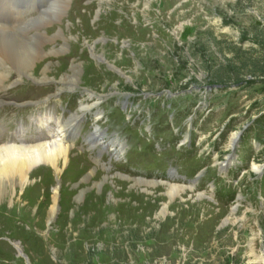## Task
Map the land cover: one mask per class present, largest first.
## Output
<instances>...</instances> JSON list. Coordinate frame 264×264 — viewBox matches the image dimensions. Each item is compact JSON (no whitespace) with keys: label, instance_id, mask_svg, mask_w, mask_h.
<instances>
[{"label":"rangeland","instance_id":"374dc122","mask_svg":"<svg viewBox=\"0 0 264 264\" xmlns=\"http://www.w3.org/2000/svg\"><path fill=\"white\" fill-rule=\"evenodd\" d=\"M51 2L2 10L0 26L28 30L17 38L43 35L67 52L33 65L36 77L50 68L48 82L10 73L0 126L26 114L44 123L45 107L69 118L90 93L103 97L100 114L83 115L59 177L44 157L16 158L24 169L0 190V264H260L264 170L252 166L264 163V0ZM46 4L38 27L31 20ZM72 66L77 89L49 98ZM93 127L103 146L85 142ZM156 180L168 183L144 184ZM167 184L183 190L171 197ZM8 209L24 210L27 220L14 223L29 226L2 230Z\"/></svg>","mask_w":264,"mask_h":264},{"label":"bare ground","instance_id":"6f19581e","mask_svg":"<svg viewBox=\"0 0 264 264\" xmlns=\"http://www.w3.org/2000/svg\"><path fill=\"white\" fill-rule=\"evenodd\" d=\"M55 1L56 0H53V2H55ZM57 1L59 2V0H57ZM67 1H69V0H67ZM53 2L50 3V6L53 4ZM48 8H49V6H48ZM44 12H46V11L41 12L40 17H38V19H36V20H31V22L36 23L38 27L44 26L45 25L44 22H46L45 20H43V19H45V18H43V16L46 15V13H44ZM98 12H100V11H98ZM0 13H1V5H0ZM1 15H2V13H1ZM22 31L24 33L28 32L27 29L25 30V27H21V26H7V27L0 26V90H5V89H7V87H9V85L10 86L13 85L12 82H11V84H6L7 81H9V82L11 81V77L13 75H11L10 73L13 70L18 73V76L16 77L17 83L22 82V80H24V78L32 80L34 82H48L49 76H47V75L51 71L50 68L49 67H44L42 69L40 68L39 76L36 77L34 74V70L36 68L33 67V65L35 64V62L42 61L47 56H58L60 54L67 52V47L64 44H63V47H61V49H59V47L57 48L52 44V38H48V37L43 36V35H40V36L39 35H36V36L35 35L34 36H27L26 35L25 40H21V39L17 38V34H19V33L22 34ZM39 41L45 42V44L48 45V47H46V48H49V49H47V51H43V47L39 45ZM87 47H88L89 51L91 52L92 57H96V58H98V60L103 59L102 57L95 56L93 45L90 46L88 44ZM79 76H80V71H79V69H77V66H72L70 68L69 72L63 74L60 77V79L57 81V83H55L58 87V90H59L57 93L62 92V91L76 90L77 89L76 87H78L79 81H80ZM85 96L90 101H92V103L90 104V106H87V107L80 106L79 111L76 114L72 115V117H70L68 119L64 118V120H61L59 122V135H58L59 139H58V142H50L51 144L48 142H44L42 144H36V145H31V146H27V145H23V144L18 145V146L13 145V144H4V145L0 146V190L4 186H8V185L13 184V179L16 175L15 170H19L22 172V170L24 169V167L21 165V163L16 160V158L21 156V155H32L36 159V164L38 163L36 157L46 158L44 160V163L50 164L51 166L53 165L57 176L60 175L59 173L61 172V170L58 169V164L60 161L62 162V164L65 165V167L69 166V164H70L69 151L71 149V143L73 140V136L76 135V128L78 125L77 121L84 115V113L95 108L93 106L100 103L101 99L103 98V97H98L95 94H91V93L86 94ZM28 104H29V102H28ZM76 122H77V125H76ZM93 128L95 131L91 132L86 137V139H87V141L92 140L95 143L99 137V131H97L99 129H97L95 127H93ZM74 130H75V132H74ZM236 138H237V133L233 134L231 136L229 147L233 146V143L235 142ZM101 139H104V138H101ZM56 140H57V138L52 140V141H56ZM113 151H115V149ZM5 156H7V157H6L5 161L3 162L2 160ZM47 159H49L51 161H49ZM97 168L103 170V172H105V173H107L109 170L108 168H106L104 166H98ZM263 170H264V163L262 165H259V166H257L256 164H254L252 166V171L256 174L261 173ZM91 173H92V171H90V173H88V174H91ZM21 176L23 177V174ZM106 178L107 177H105L104 180H106ZM123 178H121V179H123ZM85 180H86V178L84 179V181ZM142 182L143 181H141V182L136 181L135 185H141ZM157 183H160V182H152V183L151 182H144V184L149 186V187L154 186ZM160 184H164V183L161 182ZM167 190H168L169 195L171 197H173L174 195H178L179 193H181L183 190V187L177 186V185L167 184ZM23 209L24 210L26 209V211H27L28 206L26 208H23ZM24 210H17V209H8V211L6 210V214H8L9 217H4V218H5V220L10 221V223L4 225L2 227V230L6 229L8 227V225L11 226L12 232H16V233L18 232V229H22V230L25 229V227L27 225L26 223H24L22 225L21 224L15 225V223H14L15 218H19V220H23V221L27 220L29 215L26 214V212ZM165 210H166V207H164L162 209V212H164ZM56 211H57V206L55 203L48 213V217H49L48 222L51 221V219H52V217ZM232 213H234V209L232 210ZM0 216H3L1 212H0ZM27 226H29V225H27ZM27 228H28V230L31 229V227H27ZM16 247L19 248L18 246H16ZM263 260L264 259L260 258V257L258 259L259 263L261 262L260 264L263 263Z\"/></svg>","mask_w":264,"mask_h":264}]
</instances>
